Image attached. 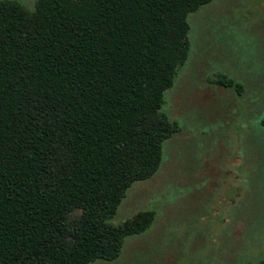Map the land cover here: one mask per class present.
I'll use <instances>...</instances> for the list:
<instances>
[{
	"label": "trees",
	"instance_id": "16d2710c",
	"mask_svg": "<svg viewBox=\"0 0 264 264\" xmlns=\"http://www.w3.org/2000/svg\"><path fill=\"white\" fill-rule=\"evenodd\" d=\"M211 1L0 0V264L113 261L150 227L110 219L179 130L163 95Z\"/></svg>",
	"mask_w": 264,
	"mask_h": 264
},
{
	"label": "rangeland",
	"instance_id": "374dc122",
	"mask_svg": "<svg viewBox=\"0 0 264 264\" xmlns=\"http://www.w3.org/2000/svg\"><path fill=\"white\" fill-rule=\"evenodd\" d=\"M33 11L36 0H9ZM189 51L161 112L179 130L158 170L127 190L119 225L150 227L94 264H259L264 259V0H213L187 16ZM233 80L242 92L220 86Z\"/></svg>",
	"mask_w": 264,
	"mask_h": 264
}]
</instances>
